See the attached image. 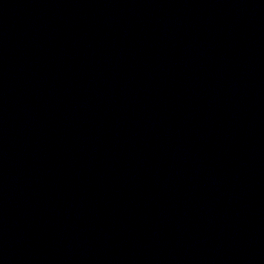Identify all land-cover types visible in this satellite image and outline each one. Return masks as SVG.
<instances>
[{"label":"water","instance_id":"water-1","mask_svg":"<svg viewBox=\"0 0 264 264\" xmlns=\"http://www.w3.org/2000/svg\"><path fill=\"white\" fill-rule=\"evenodd\" d=\"M0 264H264V0H0Z\"/></svg>","mask_w":264,"mask_h":264}]
</instances>
